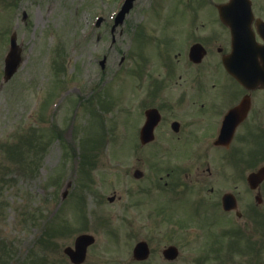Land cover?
<instances>
[{"label": "rangeland", "instance_id": "obj_1", "mask_svg": "<svg viewBox=\"0 0 264 264\" xmlns=\"http://www.w3.org/2000/svg\"><path fill=\"white\" fill-rule=\"evenodd\" d=\"M220 1L208 0L209 7L205 0H132L114 25L124 0H0V264H70L62 250L80 233L95 237L86 264H129L132 242L163 245L160 233L169 226L151 214L186 227L205 223L193 214V189L184 187L178 203L163 202L155 190L163 169L180 166L174 158L187 161L192 146L180 140L165 156L157 141L142 149L136 134L144 99L137 88L154 90L143 84L145 71L135 69L139 63L147 73L161 72L172 64L193 24H221L211 6ZM254 5L259 11L264 0ZM98 17L105 22L96 25ZM12 34L23 62L2 83ZM197 37L210 40L206 26ZM175 68L187 70L183 61ZM250 159L245 177L264 164V155ZM132 166L156 182L142 181L137 193ZM152 166L160 171L154 176ZM66 182L71 187L61 201ZM130 219L136 227L129 231Z\"/></svg>", "mask_w": 264, "mask_h": 264}, {"label": "flooded vegetation", "instance_id": "obj_2", "mask_svg": "<svg viewBox=\"0 0 264 264\" xmlns=\"http://www.w3.org/2000/svg\"><path fill=\"white\" fill-rule=\"evenodd\" d=\"M257 14L264 20V6ZM198 29L193 26V46L200 44L205 55L192 62L189 51L186 58L176 54L162 70L163 79L150 80L154 91L143 88V122L136 135L139 138L143 124L158 116L153 142L143 148L157 141L155 150L162 154L168 143L191 141L192 152L183 155L190 165L168 168L162 200L173 203L181 197L187 188L179 180L184 173L193 184L188 187L193 189V214L205 223H193L192 230L162 216L161 221L170 226L160 233L163 245L152 248L147 240H139L147 244L148 253L145 258L135 257L136 241L128 249L129 264H264V179L250 188L243 174L237 178L230 174L245 172L243 157L264 155V77L259 75L264 70H256L259 76L252 87L239 83L222 61L231 48L228 29L220 25L217 33L209 31L210 40L198 38ZM251 32L258 47L264 44V29L252 24ZM181 61L187 70L175 68ZM142 80L149 83L146 76ZM246 143L256 148L245 151ZM255 166L251 172L257 170ZM139 169L132 167V172ZM145 177V173L140 176ZM169 247L173 255L166 251Z\"/></svg>", "mask_w": 264, "mask_h": 264}, {"label": "water", "instance_id": "obj_3", "mask_svg": "<svg viewBox=\"0 0 264 264\" xmlns=\"http://www.w3.org/2000/svg\"><path fill=\"white\" fill-rule=\"evenodd\" d=\"M236 0H231L230 4L233 5L235 4ZM229 4V5H230ZM128 8L125 9V11H127ZM125 11L121 12L120 16L123 17V13H125ZM221 17L224 18V16H222V8H221ZM224 22H226L227 20H223ZM238 20L235 19H231L230 22L231 23H236ZM227 23V22H226ZM237 39V38H236ZM239 44V42L237 43ZM21 62V58H20V48L16 45L15 43V36H12L11 38V48L10 51L5 59V68H4V77H3V81H7L17 70L19 64ZM148 139V137H147ZM264 173V168L261 169L259 171V173L257 174H251L249 175L248 180L249 181H256L259 179V177ZM65 193V192H64ZM65 195V194H64ZM93 242V238L91 236L88 235H81L79 237L76 238L75 240V252L71 251V250H65L69 256L71 257L72 261L77 262V261H83L84 256H85V249L88 245L92 244ZM140 246H142L144 248L145 244L140 243ZM138 252L140 253H144V251H141L139 248L137 249Z\"/></svg>", "mask_w": 264, "mask_h": 264}, {"label": "bare ground", "instance_id": "obj_4", "mask_svg": "<svg viewBox=\"0 0 264 264\" xmlns=\"http://www.w3.org/2000/svg\"><path fill=\"white\" fill-rule=\"evenodd\" d=\"M127 2H128V1H127ZM126 4H127V3H126ZM126 4H125V5H126Z\"/></svg>", "mask_w": 264, "mask_h": 264}]
</instances>
